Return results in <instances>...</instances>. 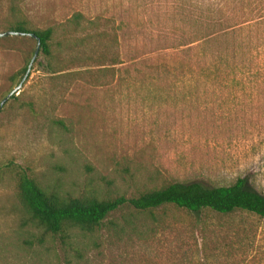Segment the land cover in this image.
I'll use <instances>...</instances> for the list:
<instances>
[{
    "label": "rangeland",
    "instance_id": "obj_1",
    "mask_svg": "<svg viewBox=\"0 0 264 264\" xmlns=\"http://www.w3.org/2000/svg\"><path fill=\"white\" fill-rule=\"evenodd\" d=\"M239 1L0 0V32L18 20L55 31L54 55L41 48L0 109V264H264L253 212L125 204L94 232L53 234L18 192L24 172L63 196L239 178L264 194V24L234 26L248 16ZM202 34L211 39L198 47ZM36 47L29 34L0 36V102Z\"/></svg>",
    "mask_w": 264,
    "mask_h": 264
},
{
    "label": "trees",
    "instance_id": "obj_2",
    "mask_svg": "<svg viewBox=\"0 0 264 264\" xmlns=\"http://www.w3.org/2000/svg\"><path fill=\"white\" fill-rule=\"evenodd\" d=\"M240 1L242 2V14L248 16L244 20L237 21L234 26L239 30L253 32L255 28L264 24V8L252 7L249 1L250 9L246 11L245 0ZM211 4L217 5L216 2ZM254 12H256L255 17H253L255 14H252ZM82 17V13H76L71 21L79 25ZM10 28L25 34L34 33L41 40L43 52L50 57L54 55L55 31L53 27L30 29L24 20H18ZM195 38L199 47L210 41L211 34L208 36L202 34ZM27 69L28 65L23 68L22 72L26 74ZM206 70L210 71L211 76L215 78L222 73L223 68L217 62L210 64ZM18 192L22 207L31 221L46 232L53 234L68 228L94 232L111 212L125 204H129L138 211L174 205L196 214L204 210L219 213L246 210L264 218V194L248 189L244 178L237 179L231 185L221 186H208L201 181L174 182L161 188L144 191L135 197L128 198L125 195H118L113 198L100 199L96 196H63L42 187L35 178L23 172L18 176Z\"/></svg>",
    "mask_w": 264,
    "mask_h": 264
},
{
    "label": "water",
    "instance_id": "obj_3",
    "mask_svg": "<svg viewBox=\"0 0 264 264\" xmlns=\"http://www.w3.org/2000/svg\"><path fill=\"white\" fill-rule=\"evenodd\" d=\"M25 33H22V32H19V31H15V30H7L5 32H0V36H8V35H24ZM29 35L33 36L36 38L37 40V47H36V50H35V53L31 59V62L29 63V66H28V69H27V72L26 74L23 76L22 80L20 81V83L14 88V90L9 93L1 102H0V109L2 108V106L4 105V103L15 93H17L21 87L23 86V83L24 81L27 79L28 75H29V72L31 70V67L35 61V59L37 58L39 52H40V49H41V40L39 37H37L34 33H29Z\"/></svg>",
    "mask_w": 264,
    "mask_h": 264
}]
</instances>
